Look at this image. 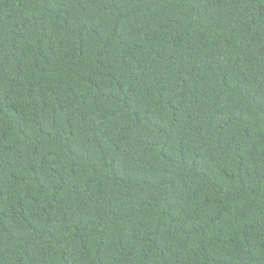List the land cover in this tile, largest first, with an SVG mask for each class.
<instances>
[{"label": "trees", "instance_id": "1", "mask_svg": "<svg viewBox=\"0 0 264 264\" xmlns=\"http://www.w3.org/2000/svg\"><path fill=\"white\" fill-rule=\"evenodd\" d=\"M0 264H264V0H0Z\"/></svg>", "mask_w": 264, "mask_h": 264}]
</instances>
